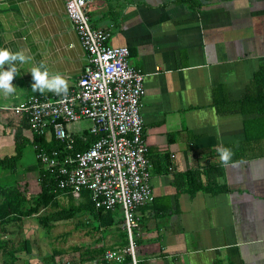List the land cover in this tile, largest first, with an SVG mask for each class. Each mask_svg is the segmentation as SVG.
Masks as SVG:
<instances>
[{"label":"crops","instance_id":"obj_1","mask_svg":"<svg viewBox=\"0 0 264 264\" xmlns=\"http://www.w3.org/2000/svg\"><path fill=\"white\" fill-rule=\"evenodd\" d=\"M86 14L144 74L152 196L137 211L139 264H264V99L236 104L264 73V0H89ZM0 49L25 56L0 103L3 134L16 123L7 109L55 95L32 91V67L70 90L87 62L64 0H0ZM3 139L0 154L12 155ZM221 145L234 152L228 166ZM118 226L100 230L105 250L125 241Z\"/></svg>","mask_w":264,"mask_h":264},{"label":"built area","instance_id":"obj_2","mask_svg":"<svg viewBox=\"0 0 264 264\" xmlns=\"http://www.w3.org/2000/svg\"><path fill=\"white\" fill-rule=\"evenodd\" d=\"M88 2L64 0L66 15L87 56L75 87L66 97L30 96L6 112L16 119L14 130L24 132L31 143L37 135L63 145L62 150L47 151L32 144L36 160L54 175L59 190L73 197L87 191L96 209H120L128 246L106 250L103 260L120 264L130 256L131 264H137L133 240L139 225L137 211L152 196L141 117L144 74L130 65L128 47L108 46L109 33L90 25ZM82 120L89 122L87 132L94 141L77 152L68 129Z\"/></svg>","mask_w":264,"mask_h":264},{"label":"trees","instance_id":"obj_3","mask_svg":"<svg viewBox=\"0 0 264 264\" xmlns=\"http://www.w3.org/2000/svg\"><path fill=\"white\" fill-rule=\"evenodd\" d=\"M245 93L244 98L236 104L241 106L250 102H257L259 99H264V73L257 74L253 83ZM252 90L257 92V95L252 99ZM261 101V100H260ZM258 103V102H257ZM248 109V108H247ZM241 107V111H247ZM259 112L264 110V107L257 109ZM5 126L4 128H6ZM75 138V151L80 152L85 150L93 141L94 138L84 132L82 135L74 136ZM19 140V141H18ZM38 144L47 151L62 150L63 145L57 142L54 138L47 141L44 136L34 135L32 143L28 138L21 137L14 142L12 155L0 154V255L2 258L1 264H15L17 260V254L23 252L27 256L31 254V246L28 240H23L18 245L14 244L12 240L5 239L7 233V227L13 225L20 229L24 219H28L37 216L42 210L49 208H56L53 213H47L37 218L38 224L43 229H49L53 223L68 221L74 219L78 214L87 217L90 225L97 224L98 229H106L113 227L122 222V216L116 217L114 211L119 209L118 207L112 211H104L102 209H96L91 201L90 194L87 191H83L78 195V202L76 205L70 204L68 207L59 208V197L71 198L70 193H65L58 189L56 179L54 175L44 170L39 162L40 171L37 178L39 186V192L35 195H29L25 190L21 189L19 182L17 181V168L18 162L22 158V150L25 145ZM8 173L10 176H7ZM7 176V177H6ZM192 181L195 177L189 174ZM188 176V177H189ZM198 185L196 186V189ZM120 216V215H119ZM96 228V230H98ZM125 241L122 246H128V238L124 232ZM135 244V242H134ZM59 255V252L53 251L50 255L41 258L45 264H60L56 263L55 258ZM94 261V260H91ZM124 264H131V257L126 256ZM73 264V263H71ZM100 264H106L105 261ZM137 264L139 262L137 261Z\"/></svg>","mask_w":264,"mask_h":264},{"label":"rangeland","instance_id":"obj_4","mask_svg":"<svg viewBox=\"0 0 264 264\" xmlns=\"http://www.w3.org/2000/svg\"><path fill=\"white\" fill-rule=\"evenodd\" d=\"M3 96L4 95L0 93V103L5 104ZM0 112V124H4L3 121H5V111ZM88 127L89 122L82 120L71 124L68 132L74 135L82 130L88 129ZM6 131V134L0 132V135L4 138L3 145L5 147L2 148H7V150L14 146V142H16L17 139H21V137L25 136L24 132L16 129L13 131L12 128H7ZM4 152H6V150ZM40 170L41 169L37 164L32 144L28 143L23 147L22 158L18 162V168L15 174H17L16 178L21 186V189L25 190L29 195L35 196L39 192L37 176ZM6 174L7 176H10L8 173ZM78 202L80 201L77 197L72 196L71 198H66L62 196L59 197V208L68 207L71 203L76 205ZM56 210V208L45 209L40 211L37 216L24 219L20 229L13 225L7 227V233L4 237L5 239L12 240L16 245L21 243L23 240H28L31 246V254L27 256L23 252L18 253L15 264H45L46 262H44V260L41 261V258L46 257V255H50L53 251L59 252L55 261L60 264H100L101 262H104L103 254L106 251V247H102L98 244L100 241L98 238L101 233V228L98 229L97 224L90 225L86 216L78 214L72 220L53 223L48 230L43 229L38 224V217L43 216L45 212L53 213ZM114 213L116 217L122 216L120 209H116ZM96 228L98 230H96ZM122 228L123 226L121 222L117 229L122 232ZM136 234L137 229H134V241ZM123 247L125 246H119L117 248ZM91 260L97 262L90 263L93 262ZM1 261L2 258L0 255V264Z\"/></svg>","mask_w":264,"mask_h":264},{"label":"clouds","instance_id":"obj_5","mask_svg":"<svg viewBox=\"0 0 264 264\" xmlns=\"http://www.w3.org/2000/svg\"><path fill=\"white\" fill-rule=\"evenodd\" d=\"M25 56L22 52L12 53L9 49H0V93L5 97L15 94L17 88L13 85V80L17 76V69L13 62H24ZM10 67L5 70V65ZM32 76L31 88L33 92L44 94L52 92L57 96L68 95L69 84L59 73H51L44 64L32 67L30 70ZM219 159L224 166H228L232 160L234 152L231 148L219 146Z\"/></svg>","mask_w":264,"mask_h":264}]
</instances>
